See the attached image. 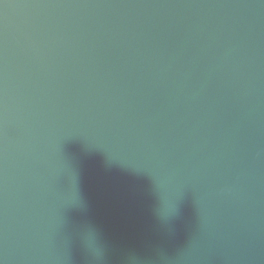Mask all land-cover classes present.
<instances>
[{
    "label": "water",
    "instance_id": "water-1",
    "mask_svg": "<svg viewBox=\"0 0 264 264\" xmlns=\"http://www.w3.org/2000/svg\"><path fill=\"white\" fill-rule=\"evenodd\" d=\"M0 264H264V0H0Z\"/></svg>",
    "mask_w": 264,
    "mask_h": 264
}]
</instances>
